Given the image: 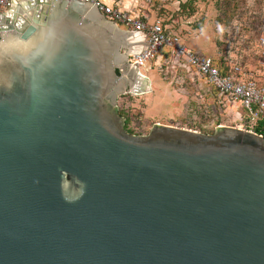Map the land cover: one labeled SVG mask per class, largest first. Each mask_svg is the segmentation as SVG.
<instances>
[{
    "label": "water",
    "instance_id": "water-1",
    "mask_svg": "<svg viewBox=\"0 0 264 264\" xmlns=\"http://www.w3.org/2000/svg\"><path fill=\"white\" fill-rule=\"evenodd\" d=\"M131 44L88 3L0 13V264H264V137L125 131Z\"/></svg>",
    "mask_w": 264,
    "mask_h": 264
},
{
    "label": "rangeland",
    "instance_id": "rangeland-1",
    "mask_svg": "<svg viewBox=\"0 0 264 264\" xmlns=\"http://www.w3.org/2000/svg\"><path fill=\"white\" fill-rule=\"evenodd\" d=\"M121 7L149 21L158 20L170 36L186 48L239 63L247 75L264 82V58L259 40L264 41V0H115ZM121 29V28H120ZM127 49H120L125 53ZM126 65H129L125 59ZM148 89L129 94L128 87L117 97L118 113L126 120L125 131L145 135L153 124L169 125L203 134L217 125L235 126L231 114L221 112L216 96L201 79L193 82L169 69L168 72L141 67ZM124 127V126H123Z\"/></svg>",
    "mask_w": 264,
    "mask_h": 264
},
{
    "label": "built area",
    "instance_id": "built-area-1",
    "mask_svg": "<svg viewBox=\"0 0 264 264\" xmlns=\"http://www.w3.org/2000/svg\"><path fill=\"white\" fill-rule=\"evenodd\" d=\"M22 0H0V13L14 8ZM88 3L108 21L129 33L132 43L127 52L129 66H133V83L127 93L136 94L148 89L141 67H154L165 73L188 76L190 81L201 79L208 92L216 96L217 109L231 114L234 127L253 131L258 123L264 126V82L247 75L239 63H215L210 56L196 53L170 36L167 27L158 20L149 21L146 15L121 7L115 0H74ZM135 1V0H134ZM260 55L264 58V41L259 40ZM187 80V77H186ZM220 126V125H217Z\"/></svg>",
    "mask_w": 264,
    "mask_h": 264
},
{
    "label": "trees",
    "instance_id": "trees-1",
    "mask_svg": "<svg viewBox=\"0 0 264 264\" xmlns=\"http://www.w3.org/2000/svg\"><path fill=\"white\" fill-rule=\"evenodd\" d=\"M127 124V120L126 118L124 119V128ZM253 131L257 134H260L264 137V126L261 125V123H258L255 128L253 129ZM128 132V131H127Z\"/></svg>",
    "mask_w": 264,
    "mask_h": 264
},
{
    "label": "bare ground",
    "instance_id": "bare-ground-1",
    "mask_svg": "<svg viewBox=\"0 0 264 264\" xmlns=\"http://www.w3.org/2000/svg\"><path fill=\"white\" fill-rule=\"evenodd\" d=\"M21 8H16L15 12L17 14V16L19 15V18L24 14V10H20ZM7 28V27H6ZM8 30V29H7ZM7 30H5L4 32H8Z\"/></svg>",
    "mask_w": 264,
    "mask_h": 264
}]
</instances>
